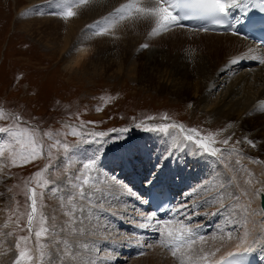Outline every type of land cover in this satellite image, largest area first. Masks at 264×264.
Here are the masks:
<instances>
[{
    "label": "rangeland",
    "instance_id": "1",
    "mask_svg": "<svg viewBox=\"0 0 264 264\" xmlns=\"http://www.w3.org/2000/svg\"><path fill=\"white\" fill-rule=\"evenodd\" d=\"M32 1L34 0H0V110H3L9 117H20L18 122L11 118L2 119L0 126L21 127L29 130V132L35 129L37 136L46 145L54 143L55 140H60L73 147L69 152L70 162L66 159H60L64 157L61 148L53 149L52 163L55 168L49 169L41 179H46L55 186L66 189L70 177L72 174H77V169L80 168L79 161H93L101 174L105 172L109 180L113 179L125 186L126 181L124 182V180L127 173L125 174L122 169L118 171L117 167V170L115 168L114 171L110 170L109 172L106 164H102V160L112 151L115 152L116 149L129 145L132 148L130 152L133 160H136L133 161L134 163L145 165L147 162L144 160L149 158L152 164L155 163V160H159V158L153 159L154 154L159 155L166 150L165 140L170 135L145 131L144 127L164 123L162 118L165 115L171 121L178 124L183 123L186 127H196L204 133H216L224 129L214 139L222 141L227 138L225 133L228 129L224 121L220 118L208 121L201 117L199 112L197 113L196 99L193 93L187 89L182 91L183 96L175 94L178 89L173 85H178L180 78H184V81L189 83L191 78L192 81L199 79L193 75L194 69L188 61L189 55L202 54L200 50H194L188 45L189 42L190 44L195 43L198 36L171 33L168 34V37L164 35L168 32L166 31L158 36L163 35L162 37L167 39L173 38L166 47L161 46V44L158 45V41L154 42L153 45L154 39L149 34L140 38L142 44H139L137 37H133V35L126 37L122 34V32L128 31V28H124L126 26H119L125 21H130V19L110 23L107 25L108 31L106 33L97 34L96 23L103 22L116 8L128 2V0H108L109 2L116 1L114 3L115 8L105 15H101L103 10L89 12L88 17H93L95 14L97 18L94 19V22H88L87 25L83 26L81 29L83 32L78 41L70 43L68 38L62 36L64 35L63 31L58 32L56 30L64 29L56 28L58 21L65 19L66 22H69L76 16L64 18L63 0H35L41 2L37 6L31 7L34 5H30ZM91 1L87 0L86 3L74 5L72 11L77 14ZM153 25H151V29ZM64 41L67 44L62 49L60 46L63 45L62 42ZM145 43L149 47L141 48V45ZM78 47L84 48L86 53H84L85 56L84 54L81 56L82 58L79 59L80 62L77 65L75 62H71V59L76 54ZM220 55H218V51L214 52V57H211L213 63L221 59ZM236 57L238 55L233 56L232 59ZM190 58L193 61L192 57ZM85 59V67L80 70V64ZM155 60L158 67L153 65L154 67L151 69V63ZM181 60L186 61V65L180 64ZM247 60L243 58L229 68L234 72L238 69H245V66L250 64L261 65L259 61ZM171 69H176L178 75L176 78ZM158 71L160 72L158 73ZM184 74H189L190 77L186 80ZM215 98L216 93L213 94L211 101ZM98 108L101 110L97 111ZM125 128L128 129L126 132L118 131ZM73 129L80 135H71ZM100 131L108 132L109 137L93 140V137L88 135ZM44 132H52L54 134L53 139L49 140L48 137L43 136ZM236 139L238 141V135ZM10 140L11 138L6 134H0V150L4 151V157L0 162L5 165L0 168V264H13L18 255L16 249L18 238L29 235L25 227L30 212L26 203V193L30 188L37 187L34 173L44 169L49 164V159L45 155L44 158L37 159L22 167L11 166V148L14 145L10 143ZM138 140L142 142L145 152H141L137 146L133 145ZM5 145L8 147L5 148ZM217 146L231 148L222 143ZM248 146L253 148L249 144ZM194 154L196 158H190L189 162L185 164L187 166L196 164L198 169L203 170V173L193 181L197 183L196 188L202 182H214V185L223 184L226 194L222 197L218 196L215 186H213L203 196H196V199H202L197 203L199 209L196 207V215H202V218L198 216V220L194 224H189L186 220H182L186 217L179 214L172 219L174 222L169 227L171 226L173 232H179L184 227L199 231V227L202 226L206 227V234L211 233L212 235L217 232V230L214 231L217 225L218 231L223 230V238L227 237L219 247L221 253L231 245H241L248 242L256 231V222L264 218L258 207L259 198L256 192L258 189L264 191L262 184L259 182L255 184V176H252L250 181L240 179V191L235 193L232 184L233 171L240 167V165L235 164V158H228L229 156H227L226 162L231 167L218 170L215 159L210 155L199 154L196 151ZM132 156L127 157L130 158V163H132ZM115 158L113 157V159ZM17 162L20 163L19 160ZM154 165L156 166V164ZM137 167L143 168L139 165ZM102 168L103 170H101ZM148 168L149 166L146 165V172ZM92 174L94 173L89 175ZM183 175L185 180H189L186 187L188 190L186 194H188L193 187L191 172L184 171ZM126 184L128 185L127 182ZM38 191L43 192V196L41 201H38V211L33 222L31 239L27 241V248L32 250V254L36 256H38V252L35 251L37 245L34 233L39 230L37 221L40 213L42 212L48 218V225L55 223L57 228H60L68 221L69 217L66 213L71 208V205L62 199L61 192L54 193L45 189H38ZM213 195L217 196L216 200H209L207 204L203 203L205 199ZM193 198L191 204L196 202ZM80 203L86 204L87 202L81 201ZM117 203L110 200L103 206L108 209ZM217 212L219 213L216 214ZM77 214L79 213L77 212ZM209 214L215 220L210 224L207 222ZM104 219L98 211L90 216L92 224L94 222L102 223ZM218 219L222 223L218 222ZM105 221L106 223L109 222L107 217ZM174 225H177L178 229H174ZM230 225H236V227L231 232V238L228 239L227 232ZM106 226L108 231H106L107 233L103 232V234L105 233L104 236L115 235L116 231L119 233L111 240L122 238L125 240L130 235L122 228L116 229L113 224L107 223ZM88 237L86 239L91 241ZM134 242L138 244V251L130 252L128 257L125 256L127 257L126 260L112 263L108 259V255L106 258H102L109 248L106 245H101L97 240L95 241V248L102 249V251L97 256L94 250L91 255L96 259L91 258V260L93 262L97 260L106 261L107 264H149L145 257L156 253L160 264H179L167 249L162 248L159 244L156 245L157 241L151 245L155 244L157 248L159 247L163 251L159 248L146 250L142 244L138 243L139 241L134 240ZM212 242L207 240L201 245L197 241L193 247L200 248ZM20 243L22 247L25 246L24 241H20ZM85 256L77 264H88L89 258ZM37 264H41V262L37 260Z\"/></svg>",
    "mask_w": 264,
    "mask_h": 264
},
{
    "label": "bare ground",
    "instance_id": "2",
    "mask_svg": "<svg viewBox=\"0 0 264 264\" xmlns=\"http://www.w3.org/2000/svg\"><path fill=\"white\" fill-rule=\"evenodd\" d=\"M40 2L41 1L34 0L30 3V5L34 4L31 6L34 7L37 6ZM115 2H109L108 0H92L87 7H84L83 9H80L77 12L73 20L71 21L69 20V22H66L65 19L60 20L59 18H57L60 21H58L56 28H64V29L61 30L56 29V30L58 32L63 31L64 35L62 36L68 38L70 43L72 41L76 42L79 40V37H81L82 35L81 33L83 31L81 29H83V26L87 25L88 22L91 23L94 22L95 21L94 19L97 18V15L95 14L93 17L92 16L88 17L87 14L91 11L103 10L101 15H105L106 13L112 11L115 8L114 5ZM230 11L234 16V25L240 23V21L243 20V17H245L246 14L250 15L251 12V10L248 8V5L247 6L241 5L240 7H236L234 9L231 8ZM152 24L153 23H149V22H143V21L133 22L130 20L123 22L119 26L122 27L126 26L124 28H128V31L122 32V34L126 37L132 35L133 37H137L139 44H142L140 43V38H144L147 34H149V36L154 39V41L152 42L153 45L156 43V41H158V45L161 44V46L166 47L172 41L173 38L171 37L172 39L169 38L167 39L165 37H162L163 35L161 37H158L159 35H161L162 32L156 36H151L150 27ZM206 29L207 31H204L203 29H191L188 25H184V27H174L170 30H167L168 32L163 31L166 32L164 35L167 36L168 34L171 33H180L189 36H193V35L198 36V39H195L196 40L195 43L190 44L189 42L188 45L192 47L194 50L196 49L200 50L202 53V54H198L197 56L189 55V60H188L189 65L194 69L193 75L199 77L198 81H192L191 78L189 83L188 81H184V78L183 79L180 78V81H178L179 86L176 84L173 85L178 89L175 94L183 96L182 91L188 89L189 92L193 93V95L195 96L196 99L195 108L197 109V113L199 112L201 117H203L208 121L209 120L213 121L217 118H220L222 121H224L227 124L228 131H226L225 134L227 137L231 136L232 138L230 141L231 146L228 145V147L232 148L234 146L236 149V151L231 152V155H228L229 156L228 158H235L236 160L235 164L240 165V167L234 169L233 171L234 175L232 177V184H233L234 192L238 193L240 191L239 189L240 179L250 181L252 176L256 177V180L254 179L255 184H257L258 182L261 183L264 189V65L261 64L260 66H257L249 63L250 65L245 66L246 67L245 69L242 70L238 69V71H234V72H232L231 69L229 68L235 65L230 63L233 56L238 55L244 57L245 59H248L247 61L258 62L259 59H252L250 57L255 56L257 58H264V51L261 50L258 46L246 41L241 35L234 34V31L231 29L223 33H216L211 28H206ZM139 34L141 35L139 36ZM62 44L63 45H61L60 47L64 49L67 42L64 41L62 42ZM250 49L251 52H249ZM217 51H218V55L221 54L219 56L221 59L220 60L218 59V62L213 63V59L211 57H214V52ZM84 53H86V50L84 48L78 47L76 50V54H74V57L71 59V62H75V64L78 65L80 62L79 59L82 58L81 56ZM190 57H192L193 61H191ZM152 62L153 63L150 62L152 64L151 65L152 67H150L151 69L154 67L153 65L158 67L156 60ZM85 63H86V59L81 62L80 70L84 69ZM179 63L182 65H186V61L184 60H181ZM173 70L172 72L174 73V76L176 78L178 76L176 73V69ZM159 72L160 71H158V73ZM184 76L186 80L190 77L189 74H184ZM214 93H216V98L215 100L211 101V98ZM229 124H231V127H228ZM179 135L182 137L184 134L179 133ZM237 135L239 136L238 141L240 140L244 141V138L247 137L248 139L255 141L257 147L251 149L249 148L247 142L235 144V141H237L236 139ZM134 143L133 145L137 146L141 152H145V148H143V144L140 140ZM217 145H219V143ZM165 147L166 150H164L161 154L159 155L154 154L153 159H156L158 157L159 160H155V163L153 164L150 158L144 160L147 163L148 161H150V163L148 164L146 163L145 165H142V163H137V162L134 163L133 161L136 160H133V156L131 155L130 152L132 148L129 145L120 147L116 149L115 152L112 151V153L106 155L105 158L102 160V164L104 165L106 164V167L109 169V172L110 170L114 171L115 168L117 167L118 171L122 169V171L125 174L127 173L126 174L127 177L124 180V182L125 181L127 182L129 180L128 176L135 174L131 177H133L134 178L133 180L137 181L138 183L140 182V178H142L143 175L146 173V165H148L149 166L148 171L152 170L154 172L150 177L145 176L143 178L145 180V186H148L151 183L155 182L156 180L155 176L157 175L158 170L162 171L163 174H169L171 177H173V180L174 178H176L175 184L177 186H182V187L185 186L187 187L188 185L187 181L189 182V180L184 179V175H183L184 171L191 172V176H192V178L190 177L191 182L196 180V178L203 173V170L198 169V166L196 164H192L191 166H187L185 164L186 162H189L188 160L190 158L193 157L196 158L194 154L195 150L192 148L191 145L187 147H173L171 136L170 137L168 136L167 140H165ZM130 156H132L131 159L132 163H130L129 160L130 158H127ZM113 157L116 158L113 159ZM108 158H110V160H108ZM118 164L120 165L119 167ZM154 164H156V166ZM137 165L143 168H138ZM101 170H103V168ZM106 175L107 173L105 172L104 174L100 173V178L102 182L104 177H108ZM126 182H125L126 187L124 186L122 190L116 193V195H118L120 199L115 206H110L108 209H106L103 206L102 211L97 210L98 213H101L103 219L104 218L106 219L107 217V220H109V222L107 223L111 225L112 224L115 225L116 229L122 228L125 232L128 231L130 232L129 236L126 235L127 236L125 238L126 241L124 240V238L111 240L112 237H116L119 235L118 231H116L115 235L108 233L109 235L104 236L105 233L103 234V232H106L103 231L104 226L107 225L105 219L103 220L102 223H97V222L93 223V225L95 226L93 228V231H95L96 234L90 235L88 237V239L94 241L98 240L101 243V245H106L109 248V249L106 248L108 250L106 251V253L103 254L102 258H106V256L108 255L109 257L108 259L112 263H117L118 261L126 260L128 257L126 253L128 251L130 250L136 251L138 244H136L134 240H136V242L139 241L138 243H140V245L142 244L143 248L146 250L148 249L150 250L151 248H156V249L159 248V247L157 248L156 246L158 243H156V245L155 244L152 245V247H147V245H144L142 240L147 239V237H144L145 234L144 230L148 229L149 231H156V227L154 224L145 228H141L139 226L141 223L144 224L148 223V221H146L143 218V216L144 214H149V213L146 209V205L144 203L143 198L137 194V189L132 188L129 184L127 185ZM117 184L118 186L121 185L120 183ZM196 185H197L196 181L193 182L192 183L193 187L191 188V190L196 188L197 187ZM101 187L102 185H95V189L97 190H100ZM191 190L189 191V193L191 192ZM256 192L258 194V198L260 194L264 195V191L260 189H258ZM189 193L187 195H189ZM193 197H194L193 200L195 199L196 203H199L200 202L199 200H202L200 198L199 200L196 199V196ZM184 201H185V197L183 201L179 202V204H182ZM193 203L194 204H191L192 206L196 205L195 202ZM258 207H259V201H258ZM197 208L199 209V207ZM181 214L184 215L183 212H181ZM261 214L264 216L262 212ZM175 215L176 213L175 211H173L172 216ZM262 220H264V218L256 222V227H257L256 231L251 236L248 242L241 245H231L226 251L222 253L221 250H219V247L221 246L223 240H226L227 237L224 239L223 238L224 233L222 234L221 231L217 230L216 233H213L211 236L209 235V237H206L203 241L197 240L198 243L201 245L207 240L213 241L211 244L202 246L200 248L193 247L194 250L203 249L201 255L205 253H209V254L214 253V255H209L207 262L200 261L199 264H216L218 261L222 259V257L227 256L229 252H233V253L241 252L245 248H249L250 250L255 251L258 254V258L264 261V223L261 222ZM220 221L221 220H219L218 222ZM174 229H178L177 225L175 226ZM146 234H148V232ZM140 235L142 236V239L140 238ZM253 239H256L257 243L253 244L252 243ZM159 250L163 251L160 248ZM181 252H178L177 254L180 255ZM85 257L89 258L88 256ZM91 258L96 259L93 255H91ZM145 258H147L149 264H160L159 257L156 255V253H153L151 256ZM78 262H81V260H79Z\"/></svg>",
    "mask_w": 264,
    "mask_h": 264
},
{
    "label": "snow or ice",
    "instance_id": "3",
    "mask_svg": "<svg viewBox=\"0 0 264 264\" xmlns=\"http://www.w3.org/2000/svg\"><path fill=\"white\" fill-rule=\"evenodd\" d=\"M87 0H63V16L64 18L74 17L75 12L72 11L74 5L80 3H86ZM250 0H199V8L202 10V17L211 19L213 23L218 26H223V22L220 20L221 14H226L229 9L240 7L241 5L247 6ZM189 7L187 0H128V2L122 4L116 8L103 22H97L95 29L97 34H104L108 31L107 25L110 23L123 21L130 19L133 22H149L155 26L152 27L150 35L156 36L163 31L170 30L174 27H184L181 23L182 20L191 18V14L185 11ZM59 14V13H57ZM207 31V29H203ZM236 34V33H234ZM147 43L141 45V48H148ZM251 52V49L249 50ZM244 57L238 56L230 61L231 64L240 62ZM252 59H259V63L264 65V58H257L255 56L250 57ZM101 109H97L100 111ZM13 119L19 121L20 117H9L3 110H0V120ZM152 119V118H149ZM165 122L160 125L145 126V131L156 132L164 135H170L173 147H187L189 145L199 154L210 155L215 159L218 170L222 168H230L231 165L227 163V156L231 155L232 151H236L233 146L231 149L225 147H218V143H222L228 146L231 141V136L223 139L222 141H216L215 136L219 135L224 129L219 130L216 133H204L202 130L196 127H186L183 123H176L171 121L166 115L162 118ZM139 127V125H138ZM231 127V124L228 125ZM128 129H120V132H126ZM178 130V131H177ZM116 131V130H114ZM37 130L32 129L30 132L27 129L21 127H4L0 126V134H6L11 138L10 143L14 146L11 148V166L22 167L28 163H33L37 159L44 158L47 155L49 164L42 170H37L34 173V179L36 182V188H30L26 193V203L30 208V212L27 217L26 229L29 232L28 236H22L18 238L16 243V249L18 255L13 264H37V260L44 264H77L79 260H82L85 255L89 257L88 264H107L106 261L97 260L93 262L91 260V254L95 250L96 255L99 256L102 249L95 248V241H88L86 238L90 235H95L93 228L95 227L90 216L97 210L102 211L103 205L110 200L112 202H118L119 196L116 193L123 189L124 186L119 185L113 180H109L108 177L103 178V182L100 178V170L96 167L95 162L87 161L80 162V168L77 169V174H72L70 181L65 188L57 187L52 182L41 179L49 169H54L55 165L52 163V150L59 147L63 150L64 157L61 160L66 159L71 161L69 157L70 147L67 143L60 140H55L54 143L46 145L42 139L37 136ZM179 133L184 135L181 137ZM52 132H44L43 136L48 137L49 140L53 139ZM71 135H80L75 129L72 130ZM93 137V140L103 139L109 137L108 132H92L88 134ZM247 142L251 147H257L255 141L244 138V141H235V144ZM8 146L5 145V148ZM4 157V151L0 150V160ZM19 160L20 163L17 161ZM5 165L0 162V168ZM94 173L92 175H89ZM31 183V181H30ZM95 185H102L99 191L95 190ZM215 186L218 196L226 194L224 185L202 182L198 188H194L189 193L191 197L185 203L179 204L172 209L177 215L184 213V215L191 218L195 215V210L184 211L190 209L191 199L193 196H203L205 192ZM38 189H45L49 192H61L62 199L66 201L71 208L67 211L66 215L69 217L65 224L57 228L55 223L51 225L47 224L48 218L41 212L37 223L39 224V230L35 231L36 238V252L38 256L32 254V250L27 248V241L31 239L33 232V222L36 219L38 211V201H41L43 192ZM217 196H210L205 199L203 203H209V200H216ZM86 201V204L80 203ZM94 205V207H93ZM223 210V209H221ZM77 212L79 214H77ZM218 214V213H216ZM143 218L148 221L147 224L141 223V228L155 225L158 233L159 245L167 249L171 255L179 262V264H199L200 261L207 262L209 255L214 253H205L201 255L203 249L194 250L193 245L197 243V240L203 241L205 239L204 234H201L196 229L183 228L182 231L173 232L169 225L174 221L172 220H160L156 219L154 213L144 214ZM264 223V220L261 221ZM177 223H179L177 221ZM236 225H230L227 232L228 237L231 238V231L234 230ZM104 230L108 231L107 226H104ZM223 233V230H220ZM247 235V233H246ZM259 235V234H257ZM20 241L25 242V246L22 247ZM43 241V242H42ZM253 244L257 243L256 239H253ZM152 247V245H147ZM181 250H184L181 252ZM249 248H245L243 252L249 251ZM181 252L180 255L177 253ZM243 252H229L227 256L222 257L218 264H237L234 257ZM143 255V253H141Z\"/></svg>",
    "mask_w": 264,
    "mask_h": 264
},
{
    "label": "water",
    "instance_id": "4",
    "mask_svg": "<svg viewBox=\"0 0 264 264\" xmlns=\"http://www.w3.org/2000/svg\"><path fill=\"white\" fill-rule=\"evenodd\" d=\"M260 203H261V209L264 212V195L260 194Z\"/></svg>",
    "mask_w": 264,
    "mask_h": 264
}]
</instances>
